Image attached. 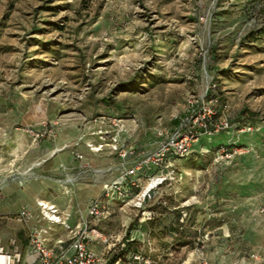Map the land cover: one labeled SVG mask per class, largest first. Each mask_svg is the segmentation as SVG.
<instances>
[{"label": "rangeland", "instance_id": "1", "mask_svg": "<svg viewBox=\"0 0 264 264\" xmlns=\"http://www.w3.org/2000/svg\"><path fill=\"white\" fill-rule=\"evenodd\" d=\"M211 79L232 129L200 137L176 162L173 181L147 204L150 220L110 196L111 215L89 219L106 241L94 238L90 249L117 255L129 240L155 264H202L196 239L208 235L207 262L227 253L232 264H256L264 255L247 236L264 235V0H0L1 191L37 175L21 166L41 146L69 143L54 161L105 156L120 173L109 147L96 154L88 147L99 141L94 120L118 119L126 146L152 152ZM26 129L52 133L36 141ZM231 143L248 152L219 159L218 145ZM23 207L47 230L48 244H68L63 225L25 204L0 206L3 245L25 237L15 217ZM57 208L71 227L88 219V206ZM182 210L189 217L181 226Z\"/></svg>", "mask_w": 264, "mask_h": 264}, {"label": "built area", "instance_id": "2", "mask_svg": "<svg viewBox=\"0 0 264 264\" xmlns=\"http://www.w3.org/2000/svg\"><path fill=\"white\" fill-rule=\"evenodd\" d=\"M204 20V18H201ZM218 83L211 79L202 94L193 95L187 100L186 111L181 117L175 118V126L162 133V140L149 153L138 152L136 148L126 146L120 137L121 125L116 118L102 116L94 120L100 128L95 132L99 141L88 145L90 151L100 153L106 147L112 150L121 160L120 175L102 186V196L94 199L88 207V219L71 227L64 220L60 210L54 204L38 201L43 219L51 225H63L69 232L68 244L59 239L54 245L47 242V230L33 224L34 215L27 208H21L16 214V220L27 226L25 237L18 236L3 245L0 240V264H108L105 255L100 256L90 249V241L94 238L106 241L89 219H105L111 214L110 196L139 210L144 220H150L153 212L147 209L146 203L156 198L162 186L173 181L174 162L190 154L193 144L202 136H214L232 129L233 124L228 116L229 105L220 95ZM36 141L50 137L48 129H26ZM109 140V141H108ZM66 145L62 149H66ZM248 152L245 146L231 143L220 145L217 149L219 159L230 161L236 156ZM83 159V156L77 155ZM165 174H159L166 170ZM33 171L30 168L26 174ZM23 186L26 177H17ZM189 213L182 210L180 225L188 220ZM208 235L196 239V252L202 264H210L206 260L205 250ZM259 261V258L256 257ZM127 264H155L151 256L143 253H132L126 258ZM115 264H124L117 261ZM186 264V263H183ZM258 264H264L259 262Z\"/></svg>", "mask_w": 264, "mask_h": 264}, {"label": "crops", "instance_id": "3", "mask_svg": "<svg viewBox=\"0 0 264 264\" xmlns=\"http://www.w3.org/2000/svg\"><path fill=\"white\" fill-rule=\"evenodd\" d=\"M228 116H230L228 114ZM232 118V117H230ZM64 145H55L54 149L49 146H41L38 150L30 152L25 162H22V169L29 170L33 168L37 174L33 179L25 181L22 185H8L4 190L0 189V206H37L40 200L54 204L55 206H90L91 202L102 195L103 184L116 179L120 173L118 168L109 165V159L105 156L95 158L84 157L82 161L69 159L68 161H54L57 152ZM220 146V145H218ZM38 153H41L45 158L40 159L37 163ZM96 154L94 152H91ZM76 155V154H74ZM241 156H236L233 161ZM39 161V160H38ZM36 168V169H35ZM116 168V169H115ZM71 180V181H70ZM71 182L70 186L68 182ZM63 182V183H62ZM65 184V185H63ZM247 238L252 242L256 254L264 255V235L249 232ZM2 241V239L0 238ZM205 252H208L207 248ZM219 251V254H222ZM208 254V253H207ZM259 258V257H258ZM210 264H232L234 256L229 254L212 256ZM264 262V258L256 260V264ZM243 264H255V262Z\"/></svg>", "mask_w": 264, "mask_h": 264}, {"label": "trees", "instance_id": "4", "mask_svg": "<svg viewBox=\"0 0 264 264\" xmlns=\"http://www.w3.org/2000/svg\"><path fill=\"white\" fill-rule=\"evenodd\" d=\"M220 87V86H219ZM187 157V156H186ZM185 157V158H186ZM177 161H179V160H177ZM177 161H175L173 164H174V166H173V169H175V167H176V162ZM167 172V169L166 170H161V171H159L158 173L159 174H165ZM163 187V186H162ZM161 187V188H162ZM160 188V189H161ZM157 197V196H156ZM156 199V198H155ZM154 199V200H155ZM153 201V200H152ZM149 202H151V201H149ZM149 202H147L146 203V206H147V204L149 203ZM161 203L162 202H160V200H158L157 202H156V207H160L161 206ZM148 209V208H147ZM149 211H151V212H153V214H154V209H148ZM155 215V214H154ZM127 241V243H124V248L121 250V252L119 253V254H117V255H110V254H108V256H106V259H107V263L108 264H115L117 261H123L124 262V264H127L126 263V258L130 255V254H132V253H143V254H145V255H148V254H146L145 252H143V251H141V250H138V249H135V248H133L132 247V244H131V242H128L129 240H126ZM148 256H150V255H148ZM152 258V257H151ZM154 261V260H153Z\"/></svg>", "mask_w": 264, "mask_h": 264}, {"label": "bare ground", "instance_id": "5", "mask_svg": "<svg viewBox=\"0 0 264 264\" xmlns=\"http://www.w3.org/2000/svg\"><path fill=\"white\" fill-rule=\"evenodd\" d=\"M40 201H42V200H40Z\"/></svg>", "mask_w": 264, "mask_h": 264}]
</instances>
